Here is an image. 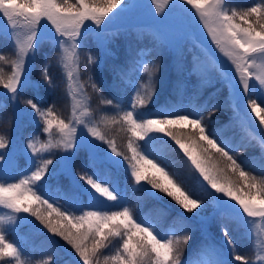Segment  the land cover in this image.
Segmentation results:
<instances>
[{
    "label": "snow or ice",
    "instance_id": "1",
    "mask_svg": "<svg viewBox=\"0 0 264 264\" xmlns=\"http://www.w3.org/2000/svg\"><path fill=\"white\" fill-rule=\"evenodd\" d=\"M151 3L155 6V12L161 14L158 19L160 24H167L171 19L170 14L165 15L169 5H172V11L180 5H191L195 9V15L211 42L230 61L238 76V79L228 80L233 107L236 108L242 90L247 94L246 103L250 112L255 114L259 125L264 128V107H261L264 104V0L242 10H238L232 0H180V5L176 0H151ZM134 7L137 5L128 0H0V36L16 37L13 45L16 59L11 61L9 76L0 73V86L11 94L13 101L29 88L39 90L41 82L52 86L47 63L41 67V81H33L30 76L36 53L44 41L42 28L47 29L50 25L54 29L51 38L60 47L63 59L76 63L78 49L85 46L90 33L95 32L98 46H106L108 41L105 34L109 26ZM114 9L119 11L114 12ZM110 13L113 15L110 16ZM21 30L24 39L19 38ZM109 54L105 51V56ZM88 56L91 63H98L103 70L104 59L97 61L91 53ZM3 59L0 56V60ZM126 63L134 64L135 61L127 60ZM144 70L147 72L148 67L145 66ZM112 71L122 80L127 76L125 68L113 66ZM72 75L71 72L67 73L69 81ZM92 86L96 88L94 82ZM110 87H117L115 81ZM151 95L149 92L144 96L137 95L130 103L131 110L123 111L120 117V122L127 126L133 138L145 141L143 152L138 151L132 139L128 141L130 157L119 151L115 141L101 131L100 126L91 119L88 108L80 109L75 96L72 97V118L68 122L57 117L52 106L41 108L33 99L24 101L32 110L28 114L37 126L42 127L43 133L48 134L49 139L39 148L34 140L28 141L25 154L28 155L30 150L29 164L18 183L12 182L5 169V166L11 168L13 165L15 158L11 151L7 154L0 152V208L12 213L7 220L14 222L18 217L21 222L35 223L27 216H19L21 213L30 214L50 233L71 245L83 264H101V258L102 264H253L245 254L236 253L226 217L230 214L238 228H246L256 218L264 220V180L258 181L250 171H245L241 166L244 162H237L223 139L221 143H225L224 147L217 142L214 138L216 130L211 133L206 131L202 109L194 105L190 108L167 105L158 113L162 118L155 119L148 118L150 113L136 112L137 106L143 108L149 103ZM104 102L112 104V100ZM221 106V103L213 105V111ZM21 111L19 108L16 110L17 114ZM236 115L240 116L239 111ZM173 126H190V130L186 134H177ZM54 128L59 137L55 143L52 139ZM78 128L81 132L79 143ZM149 133H164L183 151L192 169L198 173V183L208 188L214 198L215 207L211 217L204 215L207 202L189 194L180 173L166 170L169 167L167 160L153 147L162 137L149 136ZM145 137L148 139L145 140ZM7 147L4 136H0V149ZM85 147L88 149L89 167L93 171L79 177L85 181L83 186L77 183L76 176H71L70 185L63 191L62 198L67 207L62 211L60 207H54L56 201L51 194L50 181L58 175L55 167L49 171L53 160L42 156L37 159V156L51 152L53 148H62L67 154L59 158V166L71 175L72 161L76 153ZM261 152L264 155V143L261 144ZM148 156L159 159L164 167L148 160ZM145 161L151 165V174L145 167ZM121 170L127 172L134 180V186H139L149 197L159 200L158 193H164L186 213H194L200 223L219 219V231L223 243L228 246L227 252L223 246H201L194 250L199 259L190 257L182 262L183 247L191 239L192 226L183 224L180 230L185 234L172 239L168 238V233L161 234L147 218H134L132 209L126 205V179L125 187H121ZM81 190L88 195L87 205L79 199ZM108 201L114 203L108 204ZM72 209L80 214H74ZM197 209L201 211L197 212ZM179 219L188 221L192 217L179 214ZM18 228L19 225H16ZM5 230V217L0 216V259L9 257L17 264H26L21 260L23 249L18 248L15 242L6 240ZM176 231L175 226L169 229L173 236ZM117 238L120 243L115 254H104L111 240ZM257 260L264 264V256H257Z\"/></svg>",
    "mask_w": 264,
    "mask_h": 264
},
{
    "label": "rangeland",
    "instance_id": "2",
    "mask_svg": "<svg viewBox=\"0 0 264 264\" xmlns=\"http://www.w3.org/2000/svg\"><path fill=\"white\" fill-rule=\"evenodd\" d=\"M128 2L137 5V7L132 8L117 19L113 25L109 26L105 34L108 41L106 46L98 47L95 32L90 33L95 38L99 54L97 55L96 48L89 51L97 61L104 59L103 68L107 65L111 68H109L110 70L113 66L125 68L127 76L124 80L119 76H115L114 72L109 73L110 70H102L98 63H91L89 58H82L81 48L78 49L79 57L76 63L66 62L63 59L60 47L51 38L54 29L50 25L47 29L42 28L44 41L39 49L41 50L40 56L37 55L38 52L35 56L34 68L30 73L32 80L41 81V67L47 63L48 74L52 77L51 87L59 79L64 83L63 91L68 98L65 109L68 112L65 121L68 122L72 118V105L74 103L72 97L75 96L76 100L79 101L80 109L88 108L90 110L91 119L100 126L101 131L109 139L108 133L113 129L110 128L113 124L111 120H113V117L120 119L123 111L131 110L130 103L134 101L137 95L144 96L146 92L152 93L149 103L143 108L137 106L135 111L150 113L148 118L153 119L162 118L158 113L167 105H182L188 108L194 105L196 108L202 109L201 115L206 131L211 133L216 130L217 135L214 138L217 139L218 143H221V139H223L228 144L231 149L230 154L237 159V162H244L241 164L242 167L250 166L264 172V155L261 152V144L264 143V128L259 125V120L255 117V114L250 112L246 103L247 94L243 93L242 90L236 108L233 107L230 101L231 86L228 80L229 78L238 79V76L230 61L211 42L206 29L199 22L198 16L195 15V9L191 5H180V0H176V3L180 6L175 11H172V5H169L165 10V15L170 14L171 16L169 23L160 24L158 19L161 14L155 12V6L151 3V0H128ZM243 2L253 6L261 0H232L233 5H238L237 8ZM118 11L119 9H114V12ZM109 15L113 14L110 13ZM88 23L90 25V22ZM90 26L95 27L94 25ZM0 27H2V24H0ZM132 35L143 44V48L137 52L134 50V47L138 46L137 40L131 39ZM120 36H123L122 40L118 38ZM19 38L24 39L23 30L19 32ZM15 39L16 37L9 38L7 35L0 36V56H3L2 49L6 45L12 50V56L0 60V73L5 77L11 74V61L16 59L13 48ZM129 46L131 51H129ZM44 50L51 51L52 61L46 60L49 54ZM105 51L110 54L105 56ZM37 57L38 61H36ZM84 60H87L85 61L86 69H82ZM127 60H134L135 63H126ZM145 66L148 67L147 72L144 70ZM156 66H158V69ZM68 72L73 74L71 81L67 79ZM113 81L117 85L116 88L110 87ZM93 82L96 88L92 86ZM101 85H104L111 93L112 99H109L112 100L111 105L105 102L96 103L95 93L98 92L96 89L102 92L100 90L103 88ZM51 87L41 82L39 90L29 88L16 101H13L10 98L11 94L0 86V105H2L0 107V136H4L8 143V147L0 149V152L7 154L11 151L15 158L11 168L5 166L7 176L12 178V182L18 183L28 168L29 155H31L30 150H28V155L25 154L28 141L30 139L34 140L39 148L42 143H46L49 139L48 134L43 133L42 127L37 126L36 121L28 114L32 110L24 101L27 99H33L34 102L39 100L45 105ZM165 91H167V94H165ZM217 103H221L222 106L219 110L213 111V105ZM97 104H102V106ZM97 106L100 107L99 110H95ZM261 107H264V104H261ZM17 108L22 110L19 114L16 112ZM103 110L108 111L110 114L104 112L102 115ZM237 111H239L240 116L236 115ZM80 136L81 132L78 128V143ZM149 136L162 137L153 145L155 150L162 154L170 152V137L164 133H149ZM52 139L54 143L59 140L55 128L53 129ZM147 139L148 137H145V140ZM114 141L119 151L126 156H131L130 151L126 149L127 152H124L118 142ZM134 142V145L138 146V151L143 152L145 141L136 138ZM225 143H221V146L224 147ZM103 147L106 148L107 145H103ZM176 147L175 149L183 152L178 145ZM66 154L62 148H53L51 152H45L37 156V159L42 156L53 160V165L49 166V171L51 172L55 167L58 175L57 178L50 181L51 194L56 201L54 207H60L62 211L67 207L65 199L62 198L63 191L70 185L71 176H76L77 183L81 186L85 183V181L79 179L80 176L78 177L74 170L78 154H81L84 159L85 171L83 175L85 173L84 176H87L93 171L89 167L87 147L76 153L71 164V175L59 166V158ZM180 159L187 160V157L180 156ZM148 160L164 167V164L153 156H148ZM99 167L103 168L105 166L99 165ZM145 167L151 170V165H148L146 161ZM166 170L169 171L168 168ZM119 176L122 188L125 187L126 179V205L133 211V206L130 204L128 182H130V179L132 180L130 182L131 186L134 185V180L123 170L120 171ZM202 187L204 186L202 185ZM136 193L145 202L140 207V214H135L133 211L134 218L141 216L147 218L161 234H169L171 227L182 225V223L195 224L200 226V242L196 249L201 246L216 245L217 247L223 246L225 252H227L228 246L223 243L219 231V219H212L210 222L202 224L195 219L193 213H186L183 209L175 206L178 212H174L173 205L170 201H167L168 196H162L164 193H158L159 200L149 197L146 192L140 190L139 186L136 188ZM197 197L202 199L199 195H193V198ZM79 199L84 205L89 202L88 195L82 190ZM204 201L208 205L204 210V215L211 217L215 207L214 198L212 195L207 196ZM107 203L112 204L114 202L108 201ZM84 210L89 209L85 208ZM112 210L119 209L113 208ZM72 212L80 214L76 209H72ZM179 214L192 217V219L182 221L179 219ZM9 215H12V213L8 209L0 208V216L5 217V238L8 242H15L18 248L23 249L21 260L26 261V264H83L75 251L72 252L73 256H69L59 240L47 233L35 217H31L28 213H21L19 216H27L30 221L35 223L21 222L18 217L14 222H9L7 220ZM226 222L234 240L236 253H240V246H242L245 250L250 251V256L246 257L247 259L251 260L253 264H261L257 260V256H264V220L256 218L246 228H238L229 214L226 217ZM16 225H19L18 229H16ZM119 243L118 238L111 240L109 247L105 249L106 252L115 254ZM190 257L193 260L200 258L198 253L194 252L188 257L183 255L181 260L183 262ZM0 264H17V262L13 258L5 257L0 259ZM235 264H241V262H235Z\"/></svg>",
    "mask_w": 264,
    "mask_h": 264
},
{
    "label": "trees",
    "instance_id": "3",
    "mask_svg": "<svg viewBox=\"0 0 264 264\" xmlns=\"http://www.w3.org/2000/svg\"><path fill=\"white\" fill-rule=\"evenodd\" d=\"M73 2H74V0H73ZM239 6H241V7L238 10H242L243 8L247 7L244 4H241ZM139 41L140 40H138V43H137L138 46L134 47V50L136 52L143 48V44ZM95 48H96L95 38L92 37L91 34H89V36L85 42V46L82 47L80 50L82 58L88 59L89 58L88 54L90 53L89 51L91 49H95ZM40 51L41 50H39L37 53L38 56H40V54H41ZM44 51L49 54L48 58H51V56H52L51 51L50 50H48V51L44 50ZM95 51L98 55L99 50L96 48ZM2 55L4 56V60H5V58L12 56V50L8 45L4 46V48L2 49ZM36 61H38V57H37ZM85 61H87V60H84L82 62V69L87 68V66L85 65ZM109 68L110 67L107 65L103 69H104V71H106V70L108 71L111 69V68L110 69ZM98 72L101 73V71H98ZM112 72H113L112 70L109 71V73H112ZM101 74H103V73H101ZM101 86L103 87V89L104 88L106 89V87L104 85H101ZM63 89H64V83H63V81H61L59 79V80H57V83L53 87H51L50 91L48 92L47 103L44 105V103L42 101L36 100V102L39 104V106L41 108H43V107L47 108L49 106H52L53 111L56 113V116L65 120V118L67 119V112H68L67 110H65L66 105L68 103V98L64 94ZM105 89L103 91L101 88L100 90H102V92L98 91L95 93V91H93V93H95L96 103H104V99L106 101L107 98H108V100L112 99L109 97V95L105 91ZM165 94H167V91H165ZM97 105L102 106V104H97ZM99 109H100L99 106L95 107V110H99ZM104 112H108V111L103 110L102 115ZM99 113H100V111L98 112V114ZM114 120H115V122H113V124L110 126V128H113V129H111V131H109V133H108L110 139L116 140L118 142V145L121 147V149L124 152H127L126 149L128 151H130L127 148L128 141L130 139H132L134 141L136 138H133L131 136V133L128 131L127 126L124 125L122 122H120V119H118L117 117L116 118L113 117V120H111V121H114ZM173 130L176 131L177 134H186L190 130V128H181L180 126H173ZM169 142H170V150H169L170 152H168V153L164 152L163 156L169 164L168 169H169L170 173L174 172V171H178L180 173L181 177L186 181V184L184 185V187L186 190L189 191V194H193L195 196L199 195L202 197L203 200H205V197L211 196L208 192L209 189L206 187H202V184L198 183V180H197L198 173H196L192 169L190 162L186 159H184V160L180 159V156H185L184 153L179 151L178 149H175L177 147H176V144L174 141L170 140ZM134 144H135V142H134ZM242 168H244L245 171H250L251 175L256 176L258 181L264 180V174H262L264 172H262V170L255 169V168L250 167V166H246V167H242ZM74 170H75V173L77 174L78 177L82 176L83 172L85 171L84 159H83V156L81 154H78V156L76 158V161L74 164ZM151 171L152 170L149 171V174H151ZM84 175H85V173H84ZM131 181L132 180L130 179V182ZM130 182H128V192H129V197H130V204H131V206H133V211L135 212V214H140V212H141L140 207H141V205H143L145 200L137 195V193H136L137 186H134V185L130 186ZM162 196H166V195L164 194ZM167 201L168 202L170 201V203L173 205V207H172L173 211L177 213L178 210L176 208H180V206L177 205L175 203V201H173L170 197L167 198ZM196 211L199 212L201 210L197 209ZM190 225L192 226V229H193L190 233L191 239H190L189 243L183 247V253H182L181 257L183 255H185L186 257H188V255H191L193 253V250H195L197 248V246L200 242L199 241V239H200V235H199L200 234V226H197L195 224H190ZM177 226H178V228H177V231L175 233V236L171 235V233H170V234H168V238L175 239L176 236H183L185 234L184 231L180 230L183 226V223H182V225H177ZM47 232L49 234L53 235L49 231H47ZM55 237L59 241H64L60 236H55ZM239 243H240V241H239ZM240 247H241V250H240L239 254H245L246 257L250 256L249 250L247 251L244 249V247H242V246H240ZM67 250H68V252H67L68 255L73 256L72 252L75 250L71 247V245H67ZM104 254L111 255L110 253H107L106 250H104ZM101 264H102V258H101Z\"/></svg>",
    "mask_w": 264,
    "mask_h": 264
},
{
    "label": "bare ground",
    "instance_id": "4",
    "mask_svg": "<svg viewBox=\"0 0 264 264\" xmlns=\"http://www.w3.org/2000/svg\"><path fill=\"white\" fill-rule=\"evenodd\" d=\"M245 6H250L249 4H246V3H243ZM241 6H239V8H240ZM238 8V9H239ZM46 60L47 61H52L53 60V58H46ZM105 89V88H104ZM104 89L102 88V90L104 91ZM105 91L108 93V95H109V97H111L112 95H111V93L108 91V89H105ZM61 244H62V246L64 247V249H65V251H67L68 252V250H67V242H65V241H59ZM195 251L193 250V253H194ZM192 253V254H193ZM68 254V253H67ZM188 256H190V255H188Z\"/></svg>",
    "mask_w": 264,
    "mask_h": 264
}]
</instances>
